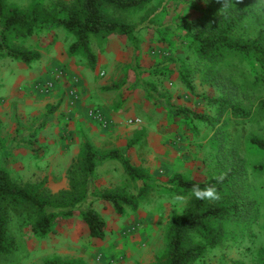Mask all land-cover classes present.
Returning <instances> with one entry per match:
<instances>
[{"label": "rangeland", "instance_id": "obj_1", "mask_svg": "<svg viewBox=\"0 0 264 264\" xmlns=\"http://www.w3.org/2000/svg\"><path fill=\"white\" fill-rule=\"evenodd\" d=\"M72 1L5 0V5L30 10L37 3L51 7ZM161 3L116 12L137 25L135 37L92 36L95 66L83 51H70L74 37L62 27H40L29 36L11 32L12 46L41 54L30 64L0 49V167L13 180L44 181L50 193L68 189L70 167L86 139L101 154L120 150L151 176L136 209L126 206L118 213L110 201L94 199L107 225L102 239L90 235L79 209L45 235L35 233L31 214L15 216L8 230L12 251L0 255V264H46L50 259L158 264L166 253L170 222L194 199L191 192L179 196L168 189L176 173L201 182L229 178L207 200L236 197L245 202L240 213L211 222L217 230L211 237L191 234L206 246L195 264H264V151L250 143L253 135L264 138L258 107L264 84L256 82L260 65L235 54L217 60L198 56L185 21L203 17L207 0ZM243 4L249 33H264V0ZM155 7H160L156 24L139 28ZM221 95L232 103L221 102ZM163 96L174 107H166ZM237 103L248 115L235 112ZM131 118L141 121L130 125ZM142 185L116 159L100 163L94 174L97 193L120 187L136 195Z\"/></svg>", "mask_w": 264, "mask_h": 264}, {"label": "trees", "instance_id": "obj_2", "mask_svg": "<svg viewBox=\"0 0 264 264\" xmlns=\"http://www.w3.org/2000/svg\"><path fill=\"white\" fill-rule=\"evenodd\" d=\"M153 0H73L71 3L57 2L51 7L40 3L30 10L19 7L6 8L5 0H0V49L4 55L22 60L30 64L40 57L34 50H24L10 44V34L17 31L20 35H32L38 28L53 26L62 27L72 33L74 42L70 51L76 54L83 51L92 66L96 65V54L92 49V36H111L114 34L128 36L134 39L137 25L124 19L116 12H132L141 10ZM212 1V0H211ZM207 0L209 5L206 14L195 20H186V35L198 56L203 60L221 59L225 54H235L240 57L253 58L261 69L260 80L264 84V33H249L245 24L247 10L243 7L246 0H217L215 3ZM161 5H164L162 0ZM155 7L148 12L139 28L155 25L157 11ZM182 77L191 88V82L184 70ZM164 97V96H163ZM165 98V97H164ZM219 100L229 105L230 100L221 95ZM170 99L165 98L166 107H174ZM232 103V102H230ZM231 105V104H230ZM258 107L264 116V97L258 99ZM233 109L242 116L248 115L245 107L234 104ZM178 111H186L179 108ZM238 114V115H239ZM198 117H204L197 114ZM250 143L255 148L264 151V138L253 135ZM133 142H130L132 145ZM116 159L121 162L125 174L133 181L142 182L138 194H132L120 187L107 189L97 193L94 189V174L100 163ZM70 187L58 193H50L45 189L44 181L38 183H20L13 180L6 168L0 167V255L11 252L8 241V230L12 219L23 213L34 217L32 226L35 233L45 235L54 230V224L60 219L73 216L77 209L88 225L90 235L104 238L106 221L94 207V199L110 201L116 212L123 213L126 206L136 209L139 200L148 190L150 174L130 162L129 157L112 150L107 153L98 152L92 141L83 142L79 159L69 170ZM229 178H214L205 182L185 178L176 173L167 184L168 189L176 194L184 195L191 192L194 199L187 210L172 219L168 231V242L165 256L158 264H195L202 259L206 246L192 240V233L204 238L214 235L217 230L212 221L240 213L243 200L229 197L221 203L207 200V194L214 188H222ZM86 204V207H81ZM46 264H85L73 260L50 259Z\"/></svg>", "mask_w": 264, "mask_h": 264}, {"label": "built area", "instance_id": "obj_3", "mask_svg": "<svg viewBox=\"0 0 264 264\" xmlns=\"http://www.w3.org/2000/svg\"><path fill=\"white\" fill-rule=\"evenodd\" d=\"M95 116H96V114H95ZM140 121H141V120H140L139 118H134V119L131 118V119H128V120H127V123L130 124V125H133V124H138V123H140Z\"/></svg>", "mask_w": 264, "mask_h": 264}]
</instances>
